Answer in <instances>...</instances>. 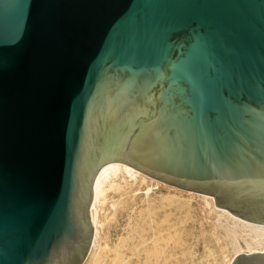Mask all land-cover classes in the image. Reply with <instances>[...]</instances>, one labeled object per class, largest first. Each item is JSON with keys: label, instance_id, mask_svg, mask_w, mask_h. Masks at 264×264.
I'll return each mask as SVG.
<instances>
[{"label": "water", "instance_id": "95a60500", "mask_svg": "<svg viewBox=\"0 0 264 264\" xmlns=\"http://www.w3.org/2000/svg\"><path fill=\"white\" fill-rule=\"evenodd\" d=\"M112 161L264 225V0H0V264H83Z\"/></svg>", "mask_w": 264, "mask_h": 264}, {"label": "bare ground", "instance_id": "6f19581e", "mask_svg": "<svg viewBox=\"0 0 264 264\" xmlns=\"http://www.w3.org/2000/svg\"><path fill=\"white\" fill-rule=\"evenodd\" d=\"M119 211L125 222L111 242L108 222ZM90 216L94 233L83 264H189L187 255L195 260L200 243L213 259L206 264H232L242 252H264V225L216 206L210 194L167 184L121 161L98 170Z\"/></svg>", "mask_w": 264, "mask_h": 264}, {"label": "rangeland", "instance_id": "374dc122", "mask_svg": "<svg viewBox=\"0 0 264 264\" xmlns=\"http://www.w3.org/2000/svg\"><path fill=\"white\" fill-rule=\"evenodd\" d=\"M124 216H125L124 213L122 211H119L116 218L114 220H111L110 222H108L107 236L111 242H115L118 239V237L121 235V230H122L123 224L125 222ZM177 247L179 248V246H177ZM198 250H199V255H198V257L195 258V260L193 259V257L190 254L187 255V259H188L189 264H206L208 261L213 260L212 257L209 256L210 251L205 249L204 244L200 243L198 245ZM192 260H194L193 263L190 262ZM184 262H181V260H176L175 262H173V264H183ZM221 264H222V262H221Z\"/></svg>", "mask_w": 264, "mask_h": 264}]
</instances>
